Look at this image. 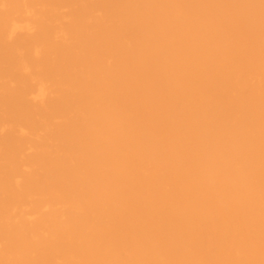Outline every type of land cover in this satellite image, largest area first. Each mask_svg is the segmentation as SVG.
<instances>
[{"label":"bare ground","instance_id":"obj_1","mask_svg":"<svg viewBox=\"0 0 264 264\" xmlns=\"http://www.w3.org/2000/svg\"><path fill=\"white\" fill-rule=\"evenodd\" d=\"M0 264H264V0H0Z\"/></svg>","mask_w":264,"mask_h":264}]
</instances>
